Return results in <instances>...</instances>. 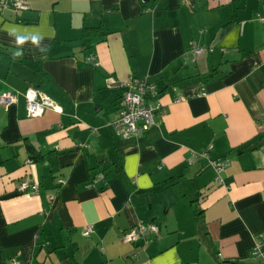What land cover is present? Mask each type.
<instances>
[{
    "label": "crops",
    "instance_id": "crops-1",
    "mask_svg": "<svg viewBox=\"0 0 264 264\" xmlns=\"http://www.w3.org/2000/svg\"><path fill=\"white\" fill-rule=\"evenodd\" d=\"M27 1L0 10V93L36 86L63 110L30 117L22 94L0 105V264H264L251 257L264 231V0ZM192 45L205 50L187 56ZM130 76L157 86L161 111L125 139L112 122ZM212 159L230 161L221 180ZM140 222L160 232L122 241Z\"/></svg>",
    "mask_w": 264,
    "mask_h": 264
},
{
    "label": "built area",
    "instance_id": "built-area-1",
    "mask_svg": "<svg viewBox=\"0 0 264 264\" xmlns=\"http://www.w3.org/2000/svg\"><path fill=\"white\" fill-rule=\"evenodd\" d=\"M30 8L27 0H0V10H13L15 12L28 10ZM257 19L264 24V14L258 13ZM204 47L192 45L187 56L201 53ZM89 61L98 65L94 55L88 57ZM125 90L119 99L118 113L112 122L116 134L121 138H130L141 135L155 125V115L161 111L160 92L157 86L149 82L146 78L130 76L124 82ZM205 93V92H203ZM19 94H22L26 100L27 114L30 117H38L44 114L47 109H53L62 112V105L55 101L51 96L36 86H29L23 92L16 90L3 91L0 93V105L8 108L17 103ZM182 97L179 98V100ZM208 151L202 153L193 152L189 160L192 158H202L207 156ZM27 162H31L28 160ZM211 164L219 173L218 179L221 180L220 172L230 165L229 159H212ZM104 175L100 174L95 180L103 179ZM63 179H59L61 184ZM19 190L21 192L38 193L40 190L39 181L32 179H23L20 181ZM50 199L54 196L50 195ZM94 231L93 226L88 224L83 230L85 236H90ZM160 226L155 222H140L136 226L131 227L122 234V241L133 242L140 237H145L149 233H159ZM251 257L256 260H264V231L256 236L254 245L251 250Z\"/></svg>",
    "mask_w": 264,
    "mask_h": 264
},
{
    "label": "trees",
    "instance_id": "trees-1",
    "mask_svg": "<svg viewBox=\"0 0 264 264\" xmlns=\"http://www.w3.org/2000/svg\"><path fill=\"white\" fill-rule=\"evenodd\" d=\"M98 28L97 27H84L83 29V37H87V36H92L95 35L97 33Z\"/></svg>",
    "mask_w": 264,
    "mask_h": 264
}]
</instances>
